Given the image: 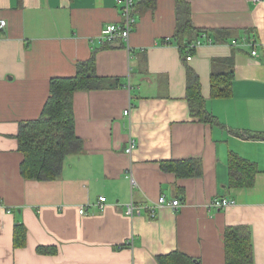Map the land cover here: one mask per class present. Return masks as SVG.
Returning <instances> with one entry per match:
<instances>
[{
  "label": "crops",
  "instance_id": "1",
  "mask_svg": "<svg viewBox=\"0 0 264 264\" xmlns=\"http://www.w3.org/2000/svg\"><path fill=\"white\" fill-rule=\"evenodd\" d=\"M186 1L196 28L232 33L227 42L194 40L190 61L175 39V0L152 8L136 0L129 38L114 42L101 32L123 22L117 0H0V264H158L175 251L226 264L225 231L238 226L251 232L253 264H264V138L237 135L264 137V0ZM93 57L110 84L74 95L82 153L66 159L56 181L26 180L21 124L41 117L52 79L76 76ZM186 67L218 123L191 117ZM229 72L231 97L214 98L213 77ZM232 154L256 165L252 187H230ZM188 159L201 160V177L161 168ZM160 197L180 207H158ZM215 199L235 204L219 210ZM131 201L141 214H124ZM17 223L27 229L22 248ZM41 247L54 252L39 254Z\"/></svg>",
  "mask_w": 264,
  "mask_h": 264
},
{
  "label": "trees",
  "instance_id": "2",
  "mask_svg": "<svg viewBox=\"0 0 264 264\" xmlns=\"http://www.w3.org/2000/svg\"><path fill=\"white\" fill-rule=\"evenodd\" d=\"M177 25L175 39L179 43L182 57L193 55L192 44L203 35L216 36L218 42H227L230 31L210 32L196 28L192 21L191 6L186 0H175ZM153 7L156 0H143L140 5ZM135 7L133 9L134 14ZM216 34V35H215ZM200 40V39H199ZM249 41V40H248ZM187 100L191 117L205 124L214 125L218 120L211 115L201 94V83L196 72L186 67ZM115 87L121 86L116 78ZM233 73L214 76L212 79L214 98H229L232 94ZM106 78H100L95 72V58L79 64L77 75L71 78H54L50 83V96L38 120L22 123L17 139L19 149L24 155L21 174L28 181H56L61 178L68 157L79 155L83 151V141L76 134L74 95L78 91H92L109 87ZM236 133V132H235ZM239 137L263 139L262 136H250L237 133ZM163 171L175 173L178 178H198L203 175V165L199 159L169 161L161 164ZM230 187H252L255 183L257 167L241 157L232 154L229 158ZM226 264H253L251 232L246 226L229 227L225 231ZM16 248L27 244V229L17 223L14 232ZM39 254H51L50 248H38ZM158 264H201L179 251L159 256Z\"/></svg>",
  "mask_w": 264,
  "mask_h": 264
},
{
  "label": "built area",
  "instance_id": "3",
  "mask_svg": "<svg viewBox=\"0 0 264 264\" xmlns=\"http://www.w3.org/2000/svg\"><path fill=\"white\" fill-rule=\"evenodd\" d=\"M254 3H259L261 0H251ZM136 0H117L118 6L122 8V15L124 17V20L122 23L119 24H111L106 26L102 29L101 32V39L107 42H114L116 39H122L127 40L131 34L132 28L134 26L135 20L133 17V9L135 7ZM6 22H1V27H5ZM207 41L209 43H212L210 39L206 37ZM202 42L198 41L196 43V46L201 45ZM194 47V46H193ZM253 56L257 55V51L255 50L253 53ZM187 60H192V55H189L187 57ZM133 144H131V147L128 149V153H132ZM107 199L105 197H101L97 206L100 210H103L105 207ZM234 201L227 200V199H215L211 205L215 207L216 209H226L230 207L231 205H234ZM158 207H163L165 205H171L173 208L180 207V201L179 200H173L171 203H168L165 197H160L157 203L155 204ZM124 214L129 217H134L137 214H141L143 207L135 204L134 201H131L130 203L126 204L124 206ZM149 209V207L147 208ZM152 209V208H151ZM150 213L151 218H156V212L154 210H151ZM82 214L86 213V209L83 208L81 210Z\"/></svg>",
  "mask_w": 264,
  "mask_h": 264
}]
</instances>
